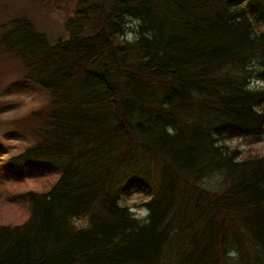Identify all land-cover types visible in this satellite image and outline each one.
Returning <instances> with one entry per match:
<instances>
[{
    "label": "trees",
    "instance_id": "1",
    "mask_svg": "<svg viewBox=\"0 0 264 264\" xmlns=\"http://www.w3.org/2000/svg\"><path fill=\"white\" fill-rule=\"evenodd\" d=\"M25 5L0 10V75L46 100L11 120L30 144L0 164L24 214H0V264H264V152L225 142L264 136V0Z\"/></svg>",
    "mask_w": 264,
    "mask_h": 264
},
{
    "label": "rangeland",
    "instance_id": "2",
    "mask_svg": "<svg viewBox=\"0 0 264 264\" xmlns=\"http://www.w3.org/2000/svg\"><path fill=\"white\" fill-rule=\"evenodd\" d=\"M27 0H0V10L1 8L15 7V9H21L22 6L26 4ZM29 8L27 10L29 17L34 18L36 23L39 25L41 30L47 32L48 34L56 35L58 34L63 26V14L51 12L49 9L45 11H40L31 6L26 5L22 9ZM137 23L133 24L130 21V29ZM38 27V26H37ZM129 39L133 38V35L128 36ZM10 78L8 76L3 77L2 73L0 75V134L6 138L5 150L0 153V164L2 161L10 157L11 155L18 153L24 149L25 146L30 144L28 139H18L12 135L11 131V120L17 116L23 115L28 110L32 108H38L45 103L46 95L40 90L33 91H12L8 88V83ZM264 86V81L259 82V80L254 82V85ZM231 148H239L243 152L257 151L264 152V136L261 137H239L231 138L225 141ZM40 173H35L32 177H28L29 183H26L25 189H34L37 185L42 189H46L47 185L51 183L40 181ZM2 196L0 194V214H3L5 218L12 219L13 217H23L21 212H13L7 206L4 205ZM149 196L141 191L127 190L122 194L121 205L129 206L133 214L139 219H145L146 217H141L139 213L144 209V207H137V205L147 201ZM79 224H87V220L81 221Z\"/></svg>",
    "mask_w": 264,
    "mask_h": 264
},
{
    "label": "clouds",
    "instance_id": "3",
    "mask_svg": "<svg viewBox=\"0 0 264 264\" xmlns=\"http://www.w3.org/2000/svg\"><path fill=\"white\" fill-rule=\"evenodd\" d=\"M168 130H169V132L172 131L171 128H169ZM118 203H119V202H118ZM149 214H150V210L147 209V208H144V209L139 213V215H140L141 217H147Z\"/></svg>",
    "mask_w": 264,
    "mask_h": 264
}]
</instances>
